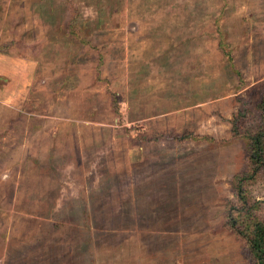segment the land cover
<instances>
[{"label":"rangeland","instance_id":"374dc122","mask_svg":"<svg viewBox=\"0 0 264 264\" xmlns=\"http://www.w3.org/2000/svg\"><path fill=\"white\" fill-rule=\"evenodd\" d=\"M263 99L264 0H0V264H253Z\"/></svg>","mask_w":264,"mask_h":264},{"label":"trees","instance_id":"16d2710c","mask_svg":"<svg viewBox=\"0 0 264 264\" xmlns=\"http://www.w3.org/2000/svg\"><path fill=\"white\" fill-rule=\"evenodd\" d=\"M261 120L262 127L260 132L257 131L250 134L248 141L251 174L245 173L234 178L237 203L240 205L238 210L240 220L233 217V219L228 221L229 226L233 230L239 231L245 237L253 264H264V221L259 220L254 211L256 203L252 201L249 194H245V184L254 180L256 171H259L264 166V99L262 102ZM233 127H236V125L234 124ZM233 208H235V205Z\"/></svg>","mask_w":264,"mask_h":264}]
</instances>
